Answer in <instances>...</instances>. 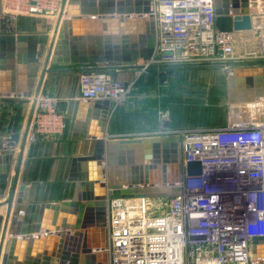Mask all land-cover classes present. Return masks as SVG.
Returning <instances> with one entry per match:
<instances>
[{
	"label": "built area",
	"instance_id": "built-area-1",
	"mask_svg": "<svg viewBox=\"0 0 264 264\" xmlns=\"http://www.w3.org/2000/svg\"><path fill=\"white\" fill-rule=\"evenodd\" d=\"M61 5L62 0H4L2 18L10 27L19 16L57 18ZM152 17L154 51L132 68L134 81L85 70L79 77L82 101L107 100L116 108L152 69L243 62L233 51L238 32L215 29L214 0H153ZM34 99L26 144L61 137L66 118L58 100L45 94ZM154 137L177 139L181 191L172 198L109 201L107 264H264V247L254 257L251 245L253 237L264 238V121L175 130L163 117L155 131L122 136ZM190 161L201 163L200 176L186 177Z\"/></svg>",
	"mask_w": 264,
	"mask_h": 264
},
{
	"label": "water",
	"instance_id": "water-1",
	"mask_svg": "<svg viewBox=\"0 0 264 264\" xmlns=\"http://www.w3.org/2000/svg\"><path fill=\"white\" fill-rule=\"evenodd\" d=\"M152 8L153 0H62L51 38L47 34L0 35V69L11 71L12 61L24 69L43 60L64 70L85 65L138 68V61H148L154 51ZM214 13L217 32L251 29L250 0H214ZM222 66L230 68L229 103H238L240 96H243L241 102L264 97V60ZM34 106L33 99L12 180V155L0 139V209H5L4 215L0 214V264H55L56 260L58 264H93L96 255L103 254L106 248L109 201L179 195L181 188L176 185L181 181L182 171L176 138L108 139L104 132L109 101H76L67 140H93L94 148L89 156L71 159L69 181L74 184V190L70 201L23 204L24 186L17 188L16 196L15 191ZM84 109L87 110L85 117ZM91 111L98 126L94 134L86 130ZM201 171L199 161L186 163V177H198ZM93 226L100 228L104 245L90 246L87 230ZM51 235L58 237L57 250L46 251L39 260L37 248L33 260L27 255L20 263V249L24 244L33 246L44 241L52 245ZM70 240L76 241L73 247L69 246ZM16 245L19 252L14 255ZM251 245L253 256L257 257V247H264V238L253 237Z\"/></svg>",
	"mask_w": 264,
	"mask_h": 264
},
{
	"label": "crops",
	"instance_id": "crops-1",
	"mask_svg": "<svg viewBox=\"0 0 264 264\" xmlns=\"http://www.w3.org/2000/svg\"><path fill=\"white\" fill-rule=\"evenodd\" d=\"M4 0H0V35H35L47 34L49 38L54 33L57 18L54 16H19L12 26L2 18ZM10 30L7 32V30ZM243 35L236 33V37ZM259 61V60H257ZM76 66L72 70H64L58 66L45 64H28L24 69L12 61L11 71L0 69V139L4 149L11 152V180L17 164V157L24 138L32 100L37 94H45L58 100V110L65 115L66 129L64 134L54 140H41L33 144H25L17 175V188L24 186L23 204H60L70 201L74 184L69 181L71 159L89 156L94 148L93 140L70 142L67 131L70 116L76 101H82L79 96V77L88 69L111 68L109 73L117 80L130 83L134 81V70L112 69L113 65ZM111 66V67H110ZM230 68L216 65L170 67L152 69L147 77L135 81L125 102L116 108H111L104 134L108 139L126 140L123 135L150 132L158 129L160 120L166 118L171 129H195L222 127L229 119V99L227 93V76ZM168 76V84H164L162 76ZM165 79V78H164ZM192 96L203 102L208 109L199 106V115L193 109L186 108L184 97ZM35 100V99H34ZM85 102V101H84ZM211 107V108H210ZM206 108V107H205ZM84 117L87 110H83ZM87 132L94 134L98 126L93 111L89 113ZM228 118V119H227ZM263 122V121H260ZM238 123V122H237ZM250 124L247 121H240ZM253 123V122H251ZM133 140V139H129ZM5 209H0L4 215ZM90 246L105 244L100 228L93 226L88 230ZM44 237V235H42ZM51 244L44 241L37 245L22 246L20 263L25 256L30 260L35 258L39 248V260L46 251L58 249V237L51 235ZM56 238V239H54ZM76 241L70 240L69 246ZM107 244V233H106ZM49 246V247H48ZM19 252L15 246L14 255ZM29 252V253H28ZM54 262V259L52 258ZM58 264L56 260L54 262ZM93 264H107V256L97 254Z\"/></svg>",
	"mask_w": 264,
	"mask_h": 264
},
{
	"label": "rangeland",
	"instance_id": "rangeland-1",
	"mask_svg": "<svg viewBox=\"0 0 264 264\" xmlns=\"http://www.w3.org/2000/svg\"><path fill=\"white\" fill-rule=\"evenodd\" d=\"M256 7L252 8L251 10V29L247 31H242L243 35L240 37H236L235 45H234V54L235 57H238L243 62H253L257 60H264V0H255ZM260 7V8H258ZM261 51V52H260ZM151 72V71H150ZM149 72V74H150ZM148 75L141 76L137 82L147 77ZM168 76H162V82L166 85L169 82V79L166 78ZM165 78V79H164ZM194 96V95H192ZM191 95L187 96V98L184 97V101L186 102L185 107L189 109H193L196 113V116H201V113L199 115V106L202 105V109H208L209 106L201 104L200 101H198L195 97H192ZM252 104L253 107L256 109L253 113V123H258L261 121H264V97L263 98H255L252 102H245ZM245 104L240 103H234L229 105V112L228 117L229 119L227 122H233L234 118H236V122L240 121H246L244 119H247L248 116L245 115L246 108ZM255 105V106H254ZM245 106V107H244ZM206 107V108H205ZM211 108V107H210ZM199 111V112H197ZM258 120V121H257ZM251 123V122H250ZM14 173V172H13ZM160 201H152L153 204H157ZM4 210V208H3ZM163 211H165V208H163ZM161 211L157 212L160 213Z\"/></svg>",
	"mask_w": 264,
	"mask_h": 264
},
{
	"label": "bare ground",
	"instance_id": "bare-ground-1",
	"mask_svg": "<svg viewBox=\"0 0 264 264\" xmlns=\"http://www.w3.org/2000/svg\"><path fill=\"white\" fill-rule=\"evenodd\" d=\"M254 7H256V5H255V0H250V9L253 11V9L252 8H254ZM258 8H260V7H258ZM257 9V7L255 8V10ZM261 52V51H260ZM243 98V96H240V97H238V103H240V104H245V102H241V99ZM234 104V103H233ZM245 106H246V108H244V110H245V115L246 116H248V118L247 119H244V120H246L247 122H254L253 121V113L255 112V108L253 107V105L252 104H249V103H246L245 104ZM244 106V107H245ZM255 106V105H254ZM233 119H234V121H236V118H234L233 117ZM233 121V122H234ZM258 121V120H257ZM261 121V120H260ZM237 123V122H236ZM239 123V122H238ZM259 123V122H258ZM262 123V122H261ZM108 205V204H107Z\"/></svg>",
	"mask_w": 264,
	"mask_h": 264
}]
</instances>
